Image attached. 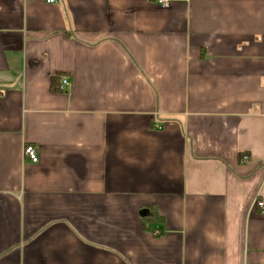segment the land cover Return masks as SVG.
Instances as JSON below:
<instances>
[{"label": "crops", "instance_id": "obj_1", "mask_svg": "<svg viewBox=\"0 0 264 264\" xmlns=\"http://www.w3.org/2000/svg\"><path fill=\"white\" fill-rule=\"evenodd\" d=\"M258 195L264 0H0V264H264Z\"/></svg>", "mask_w": 264, "mask_h": 264}, {"label": "built area", "instance_id": "obj_2", "mask_svg": "<svg viewBox=\"0 0 264 264\" xmlns=\"http://www.w3.org/2000/svg\"><path fill=\"white\" fill-rule=\"evenodd\" d=\"M45 1L47 3H56L59 0H45ZM169 1L170 0H157V2L163 7H167L169 5ZM61 85H62L61 88L63 90L64 88L70 87L71 84L67 79H63ZM24 155H25L26 159H28L32 162H38L39 161L38 151L32 145L26 146V148L24 149ZM246 160H247V158H245L244 161H246ZM254 206L258 207L261 210V213L264 215V196L258 195L254 201ZM160 233L161 232L159 230H154L155 235H160Z\"/></svg>", "mask_w": 264, "mask_h": 264}, {"label": "trees", "instance_id": "obj_3", "mask_svg": "<svg viewBox=\"0 0 264 264\" xmlns=\"http://www.w3.org/2000/svg\"><path fill=\"white\" fill-rule=\"evenodd\" d=\"M142 221L146 230H152L155 224L161 222V218L155 209H151L149 212L142 215Z\"/></svg>", "mask_w": 264, "mask_h": 264}, {"label": "water", "instance_id": "obj_4", "mask_svg": "<svg viewBox=\"0 0 264 264\" xmlns=\"http://www.w3.org/2000/svg\"><path fill=\"white\" fill-rule=\"evenodd\" d=\"M146 212H147V210H143V211H142V213H146Z\"/></svg>", "mask_w": 264, "mask_h": 264}]
</instances>
